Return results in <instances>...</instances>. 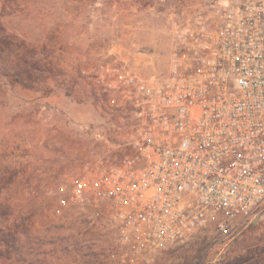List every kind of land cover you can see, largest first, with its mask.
Here are the masks:
<instances>
[{
  "label": "rangeland",
  "instance_id": "obj_1",
  "mask_svg": "<svg viewBox=\"0 0 264 264\" xmlns=\"http://www.w3.org/2000/svg\"><path fill=\"white\" fill-rule=\"evenodd\" d=\"M214 1L0 0V264H129L100 209L56 204L73 177L121 155L129 129L80 71L111 61L163 73L173 22ZM150 264H264V204Z\"/></svg>",
  "mask_w": 264,
  "mask_h": 264
},
{
  "label": "built area",
  "instance_id": "obj_2",
  "mask_svg": "<svg viewBox=\"0 0 264 264\" xmlns=\"http://www.w3.org/2000/svg\"><path fill=\"white\" fill-rule=\"evenodd\" d=\"M81 78L122 114L123 151L61 187V209L91 206L129 264L247 223L264 204V0H215L175 20L167 67L98 62Z\"/></svg>",
  "mask_w": 264,
  "mask_h": 264
}]
</instances>
